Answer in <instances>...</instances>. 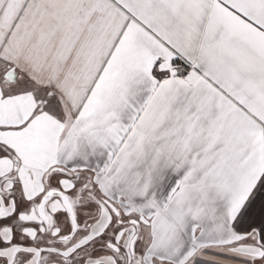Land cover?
Returning <instances> with one entry per match:
<instances>
[{
  "label": "snow or ice",
  "instance_id": "snow-or-ice-1",
  "mask_svg": "<svg viewBox=\"0 0 264 264\" xmlns=\"http://www.w3.org/2000/svg\"><path fill=\"white\" fill-rule=\"evenodd\" d=\"M0 264H264V0H0Z\"/></svg>",
  "mask_w": 264,
  "mask_h": 264
}]
</instances>
